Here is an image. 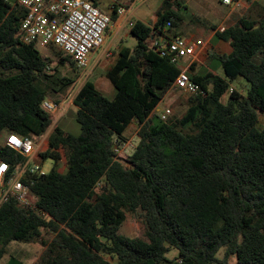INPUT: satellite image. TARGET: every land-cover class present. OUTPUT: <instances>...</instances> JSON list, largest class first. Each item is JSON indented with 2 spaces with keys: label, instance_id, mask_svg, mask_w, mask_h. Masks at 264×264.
I'll return each instance as SVG.
<instances>
[{
  "label": "trees",
  "instance_id": "trees-1",
  "mask_svg": "<svg viewBox=\"0 0 264 264\" xmlns=\"http://www.w3.org/2000/svg\"><path fill=\"white\" fill-rule=\"evenodd\" d=\"M24 15L18 0H0V161L9 177L25 158L5 138H42L55 120L43 101L60 103L77 78L60 71L77 67L59 47L54 60L20 41ZM157 16L154 25L133 22L137 45L123 47L106 73L113 98L90 79L75 95L80 134L57 125L49 132L39 155L58 163L64 149L69 169L26 174L37 209L13 197L1 204L0 264L14 241L40 243L38 264H229L232 256L264 264V15L216 31L232 51L215 56L213 71L191 75L201 92L183 116L166 120L156 109L182 70L158 45L181 17L169 6ZM133 122L139 142L118 154ZM127 212L141 215L147 239L120 232ZM6 264L23 262L10 256Z\"/></svg>",
  "mask_w": 264,
  "mask_h": 264
},
{
  "label": "built area",
  "instance_id": "built-area-1",
  "mask_svg": "<svg viewBox=\"0 0 264 264\" xmlns=\"http://www.w3.org/2000/svg\"><path fill=\"white\" fill-rule=\"evenodd\" d=\"M249 1L258 0H221L222 4L233 9H239ZM18 2L25 9L17 33L21 42L34 43L43 48L55 45L73 59L80 71L88 70L92 54L106 41V33L113 23L111 14L104 12L90 0H18ZM114 8L118 17L127 18L133 13V5L131 7L116 5ZM129 24L132 26L133 22ZM171 27L172 22L168 21L166 28ZM223 29L224 27L221 28ZM202 45L203 41L200 39L178 34L162 39L158 49L162 55H168L172 62L178 63L182 58L195 55ZM77 82L71 90H75ZM175 86L190 96L201 92L200 84L187 70L180 72ZM232 90L233 87L230 92ZM76 93L71 94L70 97L74 95V99ZM70 97L68 93L60 103L46 99L42 107L54 119H59L70 106ZM171 114V108H167L161 112V118L166 120ZM128 142L127 140L123 144H117L116 152L131 155L135 148L130 149ZM4 143L20 153L25 158V162L18 165L15 174L9 177V164L0 161V206L13 197L21 205L36 210V200L30 195L29 187L23 182L27 173L45 174L39 164L33 163V159L37 156L35 142L28 137L22 138L10 134L5 138Z\"/></svg>",
  "mask_w": 264,
  "mask_h": 264
},
{
  "label": "rangeland",
  "instance_id": "rangeland-1",
  "mask_svg": "<svg viewBox=\"0 0 264 264\" xmlns=\"http://www.w3.org/2000/svg\"><path fill=\"white\" fill-rule=\"evenodd\" d=\"M14 3L16 0H9ZM258 1H254L253 3H257ZM123 4H127L128 6L133 5V13L130 15L129 19L125 22H118L119 27L123 26V33L121 32L119 36H123V40L121 41L124 46L134 48L137 45V38L129 32L131 26L129 22H135L137 20L143 21L147 24L154 25L157 20V11L162 6H169L176 14L181 17V20H177V24L173 25L171 30L167 31L168 36L172 37L174 34H179L182 36H189L195 39L202 38L207 39L208 36L213 32V27H217V25L221 22L222 18L229 12L230 7L222 4L221 0H169L164 2L163 0H123L121 1ZM251 2V1H249ZM248 15V14H247ZM260 17V16H259ZM262 18V17H261ZM112 24H115L114 22ZM111 24V25H112ZM231 24V23H229ZM215 25V26H214ZM221 30V28L219 29ZM110 28L106 33V42L103 48L98 49L93 58V64L97 62L100 54L103 49L107 45H112V43L118 42V38L115 37V31L111 34ZM117 36V34H116ZM215 41H217L215 39ZM114 49V48H113ZM113 52H116L113 50ZM39 50L43 52V54L52 57V59L57 60L56 51H59L58 48L50 45L48 47L39 46ZM114 54V53H113ZM63 56L65 54L63 53ZM105 57V56H104ZM113 55L107 57L102 63V70L97 68L94 73L90 74L88 70L82 72L70 64L60 67V71L62 74L76 75L77 86L75 90L69 89V97L71 94L80 90L82 85L86 80L90 79L98 82L100 87H103L102 78L107 77L105 74L106 69L110 66ZM214 65L218 64V59L215 57L212 59ZM56 63L54 62L53 65ZM209 64V61L207 62ZM219 73L223 74L222 68L219 69ZM107 85L113 87L110 81L106 80ZM245 84L243 79L237 81L234 87H240ZM104 89H99L104 95L107 96V91ZM76 93V94H77ZM173 94V95H172ZM171 95L174 96V101L170 102ZM74 96V95H73ZM73 96L70 97V106L67 108L66 112L59 119L55 118L54 124L49 129L46 134L38 139L35 142L36 149V157L33 159V163H37L42 167L44 173L50 172L57 165L62 172H67L69 169L67 154L64 149L61 151V160L57 163V160L53 157H48L46 159L42 158L39 154L46 150V146L48 145V136L49 132L55 127V125L61 127L65 132L78 135L81 132V126L77 121V106L73 103ZM191 96L184 93L183 91L176 89L170 95H168L165 100L161 103L158 113L162 112L166 108H171L172 114L170 115V119H175L183 116V114L188 109L190 104ZM157 112V110H156ZM264 125V112L260 113V126ZM139 125H132L129 129V148H135V141L131 140V136H138ZM137 138V137H136ZM131 140V141H130ZM131 151V150H129ZM125 153V152H124ZM123 155V154H122ZM125 155V154H124ZM126 155H128L126 153ZM146 224L143 221L141 215L136 212H127L126 220L121 227L120 232L129 237H140L147 239L146 237ZM43 251V246L40 243H28V242H12L7 247V255L3 259H9L10 256H15L18 259L23 260V264H38V258ZM178 253L176 248H172L171 251L167 254L169 258L174 257ZM224 256V249L219 253V257L222 258ZM1 261V264H4L5 260ZM229 264H238L236 256H232L229 260Z\"/></svg>",
  "mask_w": 264,
  "mask_h": 264
},
{
  "label": "crops",
  "instance_id": "crops-1",
  "mask_svg": "<svg viewBox=\"0 0 264 264\" xmlns=\"http://www.w3.org/2000/svg\"><path fill=\"white\" fill-rule=\"evenodd\" d=\"M90 1H92L101 10H103L104 12L109 13V14H112L113 7L115 5H117V6L118 5L128 6L127 4H125V3L123 4L121 2L123 0H90ZM261 15H264V0H260L257 3H253V2L245 3L239 9H233V8L230 7L229 12L222 18L221 22L217 25V27H213V32L208 36L207 39H202V38L198 37V39L203 41V45L200 47V49L197 51V53L195 55L182 58L178 62L179 68L181 70H187L190 75H200V74L208 73L209 71H213V67L214 66H213L212 59L215 56H217V55L228 54V53H230L232 51V46H231V44L229 42H226V41H223L221 39H217L216 38V31H218L222 27L226 28V27H229V26H232V25L236 24L238 22V20L241 19L242 17L249 16L251 18H258ZM128 19H129V17H127V18L124 17L123 18V17H118L117 16L116 20L113 21L115 24H112L110 26V33L109 34H111V33H113L115 31V37L118 38V40H117L118 42L112 43V45L111 44L107 45L103 49L102 53L100 54L97 62L94 63V64H93V58H94V55H95L96 51L92 54L90 66L88 68V72L90 74L94 73L97 68L102 70L101 66H102L103 61L107 57H110L111 55H113V57L110 58L111 64L106 69L105 74L107 73L108 69L116 62V60L119 57V51L123 47H125L122 44V42H121L123 40V36H119V34L121 32L123 33L124 27L123 26L119 27L118 22H122L123 21V22H125L124 24H126L127 23L126 20H128ZM229 23H231V24H229ZM129 32H130V29H129ZM116 34H117V36H116ZM159 38H161V37H159ZM159 38H158V40H159ZM215 39L217 41H215ZM161 40H162V38L159 41H161ZM104 45H105V43H104ZM103 46H102V48H103ZM112 49L115 50L116 52H113ZM208 61H209V64H207ZM216 72L218 73L219 70H217ZM107 79H108L107 77L102 78V81H101L102 83L101 84H103V87H100V84H98V82H96V81H94V82H95V84H96L98 89H104L106 87L105 90L107 91V97L113 98L115 96V94H116V90H115L113 85H112L113 87H110L109 85H107V83H106ZM176 89H179V88H177L176 86H173V88H171L169 90V92L166 94V96L164 97L163 101L165 100V98L168 95H170ZM172 95H171L170 102H173L174 99H175L174 96H172ZM161 103L159 104L158 108L156 109L157 112L159 111ZM162 111H164V110H162ZM134 124L139 125L137 122H133L127 128V130L124 133V136H125L126 139H129V137H128L129 129ZM130 139L135 141L136 145L139 142L138 136H135V137L131 136ZM48 147H49V143L46 146V149ZM60 160H61V158L59 159V161ZM58 170L60 172H62L59 167H58ZM63 173H66V172H63ZM33 244H35V243H33ZM6 255L4 256V258L6 257ZM3 260H5L4 264H6L9 259H3ZM20 260L23 262V260L21 258H20Z\"/></svg>",
  "mask_w": 264,
  "mask_h": 264
},
{
  "label": "water",
  "instance_id": "water-1",
  "mask_svg": "<svg viewBox=\"0 0 264 264\" xmlns=\"http://www.w3.org/2000/svg\"><path fill=\"white\" fill-rule=\"evenodd\" d=\"M162 26H163V23L160 24V27H162Z\"/></svg>",
  "mask_w": 264,
  "mask_h": 264
}]
</instances>
